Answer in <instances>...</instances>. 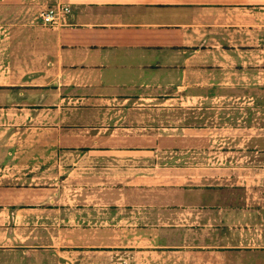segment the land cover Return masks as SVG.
I'll list each match as a JSON object with an SVG mask.
<instances>
[{"label":"crops","instance_id":"0c3cea01","mask_svg":"<svg viewBox=\"0 0 264 264\" xmlns=\"http://www.w3.org/2000/svg\"><path fill=\"white\" fill-rule=\"evenodd\" d=\"M33 1L0 0V170L22 161L31 180L42 177L43 189L1 172L0 264H264L260 212L242 195L221 198L212 180H192L194 169L187 171L188 186H172L180 187L170 200L174 210L139 211L141 244L123 256L124 248L116 247L130 240L116 244L111 230L106 243H84L77 226L74 232L53 226L51 183L45 181L53 153L60 161L71 157L72 165H87L88 157L110 164V154L120 155L119 146L110 150V104L129 122L128 105L139 99L221 87L211 69L188 66L192 47L196 39H215V27L234 25L222 22L231 17L254 21L264 0H61L71 14L54 28L40 24ZM40 1L42 7L48 2ZM201 72L203 82L195 79ZM127 149L123 155H131ZM36 158L44 166L41 176L32 172ZM107 218L114 220V213ZM67 235L78 236L73 245L63 243Z\"/></svg>","mask_w":264,"mask_h":264},{"label":"rangeland","instance_id":"374dc122","mask_svg":"<svg viewBox=\"0 0 264 264\" xmlns=\"http://www.w3.org/2000/svg\"><path fill=\"white\" fill-rule=\"evenodd\" d=\"M41 5L40 0L33 1L32 10L38 18ZM257 14L254 21L240 17L222 21L234 25L215 27V39H196L192 47L196 51L188 66L211 69V79L224 82L221 87L213 84L206 91H196V96L166 90L157 100L139 99L128 105L129 122L119 119L110 104V133L115 138L110 141V150L121 148L120 155L110 154V164H93L95 158L88 157L89 164L72 165L74 160L65 157L61 161L66 164L58 168L52 163L61 161L51 155L45 181L51 183L47 187L53 200V226H64L72 232L77 226L84 243L97 239L106 243L111 230L116 244H122L126 237L130 240L126 243L129 246L116 247L124 248L118 252L120 256L128 253L125 251H137L141 244L136 234L139 211L156 205L174 210L170 200L180 187L172 186H188L187 171L192 169L188 171L196 178L192 180L218 183L214 190H219L221 198L242 195L248 207L260 212V222L264 223V9ZM202 78V72L195 74L197 81ZM168 134L172 137H166ZM17 142L22 146L25 141ZM125 148L131 155H123ZM35 162L34 169L30 168L41 176L44 166H37V158ZM17 164L0 170V174L23 176V180L9 178L23 185L36 182L38 187L34 188L42 190V177L31 180L24 163ZM203 193L211 195L210 191ZM191 194L185 192V198L188 200ZM110 196L118 203L110 204ZM110 212L115 216L111 221L107 218ZM78 236L67 235L63 243L73 245ZM99 248L106 250L104 246Z\"/></svg>","mask_w":264,"mask_h":264},{"label":"built area","instance_id":"2783aa9c","mask_svg":"<svg viewBox=\"0 0 264 264\" xmlns=\"http://www.w3.org/2000/svg\"><path fill=\"white\" fill-rule=\"evenodd\" d=\"M71 7L61 0H48L39 11V21L44 27L54 28L68 23Z\"/></svg>","mask_w":264,"mask_h":264}]
</instances>
